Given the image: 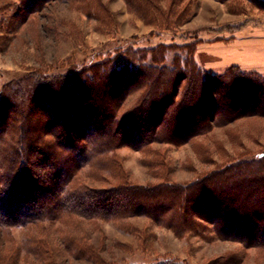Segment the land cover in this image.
Here are the masks:
<instances>
[{"label":"trees","instance_id":"1","mask_svg":"<svg viewBox=\"0 0 264 264\" xmlns=\"http://www.w3.org/2000/svg\"><path fill=\"white\" fill-rule=\"evenodd\" d=\"M16 1L19 13L34 14L51 0ZM170 51L166 44L121 48L1 85L0 264L22 253L33 264H51L48 237L57 225L79 233L62 235L68 251L98 258L85 247L87 225L103 220L132 231L133 217L179 237L212 231L264 252V147L233 153L190 180L177 178L157 147L194 144L215 127L264 119V75L239 65L212 72L192 53L167 65ZM123 146L149 155L143 162L151 180L132 178L117 154ZM16 229L25 230L20 244Z\"/></svg>","mask_w":264,"mask_h":264},{"label":"rangeland","instance_id":"2","mask_svg":"<svg viewBox=\"0 0 264 264\" xmlns=\"http://www.w3.org/2000/svg\"><path fill=\"white\" fill-rule=\"evenodd\" d=\"M13 2L17 1L0 0V7L9 5L0 12V19L4 18L0 89L35 68L60 72L121 48L160 44L172 46L167 65H172L174 56L192 53L202 68L212 72L239 65L264 75V0H51L34 14L19 13ZM157 147L177 178L190 180L233 153L264 147V119L243 118L215 127L194 144ZM117 154L136 182L152 179L151 168L143 162L149 155L129 146L119 148ZM129 222L132 231L103 220L87 225L85 247L87 252L96 251L98 258H79L68 251L62 235L79 233L71 232V225L55 226L48 237L51 264H150L167 258L184 264H264V252L218 238L212 231L179 237L145 217ZM14 232L22 243L25 230ZM13 264H33V260L22 253Z\"/></svg>","mask_w":264,"mask_h":264}]
</instances>
